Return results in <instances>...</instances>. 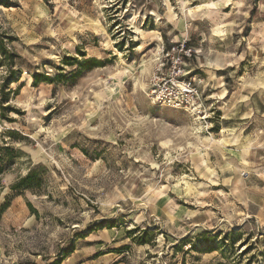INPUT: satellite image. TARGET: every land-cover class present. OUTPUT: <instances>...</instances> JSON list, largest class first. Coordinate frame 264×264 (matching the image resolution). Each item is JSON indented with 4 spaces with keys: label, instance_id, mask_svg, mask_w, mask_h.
<instances>
[{
    "label": "rangeland",
    "instance_id": "obj_1",
    "mask_svg": "<svg viewBox=\"0 0 264 264\" xmlns=\"http://www.w3.org/2000/svg\"><path fill=\"white\" fill-rule=\"evenodd\" d=\"M0 264H264V0H0Z\"/></svg>",
    "mask_w": 264,
    "mask_h": 264
},
{
    "label": "built area",
    "instance_id": "obj_2",
    "mask_svg": "<svg viewBox=\"0 0 264 264\" xmlns=\"http://www.w3.org/2000/svg\"><path fill=\"white\" fill-rule=\"evenodd\" d=\"M178 50V57L171 55L169 49H162L161 62L158 66L159 74L155 75L153 84L150 88L149 97L158 105L171 108L174 110H188L191 106H200L202 103L192 102L194 97L199 99L195 79H185L184 66L185 60L192 58L196 53L194 50L187 48L184 43L172 47L171 50ZM168 66V73H162L164 67Z\"/></svg>",
    "mask_w": 264,
    "mask_h": 264
},
{
    "label": "bare ground",
    "instance_id": "obj_3",
    "mask_svg": "<svg viewBox=\"0 0 264 264\" xmlns=\"http://www.w3.org/2000/svg\"><path fill=\"white\" fill-rule=\"evenodd\" d=\"M184 23H185V21H183ZM129 23L131 24V25H135L134 24V22L132 21V19H130L129 20ZM183 23V24H184ZM96 27H98V25L96 24L95 25ZM134 34H136V35H139V34H143V31L142 30H140V28L136 25L135 27H134ZM213 32H215V33H222L223 32V30L221 29V28H219V27H215V29H213ZM142 49V45H139L138 46V50H141ZM115 51V50H114ZM141 67H143V64L140 66V68ZM144 68V67H143ZM123 70L124 71H131V68L130 67H128V68H123ZM198 107V106H197ZM201 108V107H200ZM198 114H200V112H198V110L196 109V108H194V109H192V115L195 117L194 118V120L195 121H200V119H202L200 116H198ZM199 123V122H198ZM201 123V122H200ZM202 127V126H201ZM198 129H199V127H198ZM223 129V128H222ZM198 133V132H197ZM220 134H221V140H219V141H221V142H224V143H226V144H230V141H231V138L230 137H228V134L227 135H224L223 134V131H221L220 132ZM198 139L202 142V143H204V144H206L207 145V143H209L210 141H212L213 140V137H211V139L209 138V137H206V136H202V134H199V136H198ZM210 147V146H209ZM248 147V146H247ZM239 148H245V147H243L242 145H239ZM215 149V148H214ZM244 150H247V149H244ZM235 153H237V152H235ZM237 158H239V157H237Z\"/></svg>",
    "mask_w": 264,
    "mask_h": 264
}]
</instances>
